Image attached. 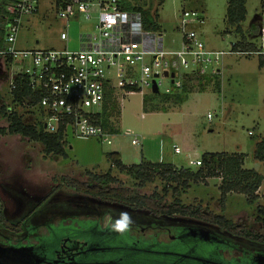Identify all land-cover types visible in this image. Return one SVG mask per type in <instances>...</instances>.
I'll use <instances>...</instances> for the list:
<instances>
[{
  "label": "rangeland",
  "instance_id": "374dc122",
  "mask_svg": "<svg viewBox=\"0 0 264 264\" xmlns=\"http://www.w3.org/2000/svg\"><path fill=\"white\" fill-rule=\"evenodd\" d=\"M132 7H138L156 17L163 47L176 51L181 48L179 17L182 11H195L202 17L201 23L188 25L208 51L227 53L221 60L220 76L199 91L196 83L190 93L184 95L181 103L173 98L167 100L164 90L170 88V81L164 80L158 95H150L148 89L140 92L120 93L118 114L111 117L110 145L97 139H78L68 130L63 147L65 157L44 156L42 146L19 136H0V207L2 215L10 223L19 222L27 212L45 197L52 187L59 185L48 206L40 208L33 215L35 234L45 236L46 226H62L65 230L77 223H93L101 218L103 225L108 214L114 221L121 211L131 213L132 225L142 229L144 240L168 242L165 233H158L162 226L170 230L179 225H195L192 218L172 216L157 224L158 218L144 210L132 211L115 201L103 202L76 193L61 177L83 181L85 171L106 172L111 164L108 153H117L123 165H134L144 160L172 164L177 168L196 169L188 161L199 160L202 154H243V170H253L261 177L258 199L252 204L246 197L231 193L227 196L223 215L236 222L249 223L251 228L264 232V225L255 221L259 209L264 206V162L253 157L256 143L264 139V63L258 66L256 55L240 56L231 53V44L238 40L227 30L225 11L228 0H120ZM46 0H40L39 12L22 18L18 33V49H61L58 39L64 30L68 35L69 50L79 49L82 33H95L96 15L90 20H60L50 11H44ZM246 15L241 28L246 31L259 18L264 25V0H246ZM66 25L68 27H66ZM249 42L260 46L261 40L249 37ZM264 44V40H263ZM149 58H145V64ZM19 69L16 62L9 63L0 57V107L17 112L26 123H32L27 106H17L10 96V74ZM147 98L144 104L143 99ZM35 120L42 125L40 111H34ZM210 116V118H208ZM6 120H0V128ZM130 132L131 136L125 135ZM250 132V134H248ZM132 136L141 138V145H131ZM174 147L179 151L174 153ZM55 180V181H54ZM124 185L127 179L120 177ZM219 179L193 183L181 201L192 203L202 201V206L218 212ZM154 185L141 193L149 195ZM160 218V217H159ZM262 225V226H261ZM63 229V230H64ZM140 232V231H139ZM239 245V242L236 243ZM232 254V253H231Z\"/></svg>",
  "mask_w": 264,
  "mask_h": 264
},
{
  "label": "built area",
  "instance_id": "2783aa9c",
  "mask_svg": "<svg viewBox=\"0 0 264 264\" xmlns=\"http://www.w3.org/2000/svg\"><path fill=\"white\" fill-rule=\"evenodd\" d=\"M39 6L40 0H0L5 44L0 57L19 64V69L10 74V90L15 89L14 77L24 75L30 89L40 94L39 102L29 110L40 111L44 130L49 133L63 128L78 139L94 138L110 145L111 133L102 126V117L109 101L118 102L120 93L133 88L139 92L148 89L154 95L152 82L159 92L162 81L169 80L171 87L164 90L168 95L180 90L189 76L196 75L205 83L206 79L216 81L222 72L221 60L227 53L206 50L199 36L187 29L202 22L195 11L181 12V48L172 51L164 49L160 33L143 28L139 12L124 10L120 0H46L44 11L60 20H90L96 15L95 33H82L78 50L68 49L64 30L58 35L64 45L61 49H18L22 18L37 14ZM258 36L261 44L255 49L232 50L231 44L230 52L264 57L262 22ZM125 135L131 136L130 132ZM131 145H141V138L132 136ZM174 153H179L176 147ZM188 165L199 167L200 160L188 161Z\"/></svg>",
  "mask_w": 264,
  "mask_h": 264
},
{
  "label": "trees",
  "instance_id": "16d2710c",
  "mask_svg": "<svg viewBox=\"0 0 264 264\" xmlns=\"http://www.w3.org/2000/svg\"><path fill=\"white\" fill-rule=\"evenodd\" d=\"M246 0H228L225 11L226 34L233 32L238 40L232 43V50L240 48L242 50H253L255 44L249 42V37H256L258 34L261 20L257 18L248 30L241 28V23L245 19ZM122 8L129 11H137L141 14L143 28L147 31L160 33L156 17L146 10L138 7H132L126 2H121ZM3 33L0 29V50L4 49ZM10 63L9 60H6ZM264 57H258V66L262 67ZM15 89L10 90L11 102L17 106L34 107L40 100V94L33 92L28 79L24 75L14 77ZM212 80L206 79L202 83V78L196 75L189 76L183 82L180 90L166 95V99L181 103L184 95L190 93L192 86L196 83L201 92ZM216 82V81H215ZM217 83V82H216ZM127 92H139L133 88H128ZM152 95V94H150ZM158 95V94H154ZM144 97V104L147 103ZM118 103L110 100L102 117V126L111 131L109 122L112 116L118 114ZM31 113L32 123H26L22 117L15 111L0 107V120H6V126L0 128V136L15 135L21 139L40 144L44 156H53L55 158H64L63 150L66 133L63 128L57 132L49 133L44 130ZM107 160L111 167L106 172L85 171L84 180L79 181L68 177H61V183L74 190L76 193L98 199L103 202L115 201L123 207L132 211L144 210L151 218H168L172 216H181L204 221L228 230L234 225L227 219L223 213L227 196L236 193L246 197V202L252 204L258 199V190L261 185L262 177L253 170H243L242 165L245 159L243 154L226 153H206L200 156V166L196 169L177 168L172 164L157 162L153 163L141 158L138 164L123 165L117 153H108ZM253 157L255 160L264 162V139H260L254 149ZM120 177L127 179V186L121 182ZM207 179H219L218 186L219 198L218 205L220 213H213L202 206V201L194 199L192 203H184L181 197L194 183L206 181ZM55 181V180H54ZM154 185L149 195L141 193L143 189ZM59 190V185L52 187L47 195L40 201L39 205L45 203L51 196ZM33 213V212H32ZM256 221L264 225V206L259 209V215ZM0 224L6 228L16 230L17 226L11 225L5 221L0 207ZM249 236H254L253 233ZM258 238L264 240V235H258Z\"/></svg>",
  "mask_w": 264,
  "mask_h": 264
},
{
  "label": "flooded vegetation",
  "instance_id": "af4514ba",
  "mask_svg": "<svg viewBox=\"0 0 264 264\" xmlns=\"http://www.w3.org/2000/svg\"><path fill=\"white\" fill-rule=\"evenodd\" d=\"M52 197L42 205L39 203L44 197L40 199L15 224L4 218L18 229L0 224V248H31L30 254L39 264H264V240L257 237L264 232L239 219H229L236 229L231 226L228 230L195 219V225H179L171 230L152 227L166 234V243L144 240L141 233L146 227L142 226L131 225L123 233L114 231L109 214L104 225L101 218L91 224L77 223L68 230L47 223V234L39 236L29 221L40 208L48 206ZM162 219L158 218L156 223Z\"/></svg>",
  "mask_w": 264,
  "mask_h": 264
},
{
  "label": "water",
  "instance_id": "95a60500",
  "mask_svg": "<svg viewBox=\"0 0 264 264\" xmlns=\"http://www.w3.org/2000/svg\"><path fill=\"white\" fill-rule=\"evenodd\" d=\"M166 76V74H164ZM156 77V76H155ZM152 93L159 94L157 90V85L152 82ZM45 126H43L44 128ZM31 248L21 247V248H0V264H39V261L30 254Z\"/></svg>",
  "mask_w": 264,
  "mask_h": 264
},
{
  "label": "clouds",
  "instance_id": "9594fccd",
  "mask_svg": "<svg viewBox=\"0 0 264 264\" xmlns=\"http://www.w3.org/2000/svg\"><path fill=\"white\" fill-rule=\"evenodd\" d=\"M133 223L131 213L121 211L117 214L114 223L111 225L112 229L116 232L123 233L130 229Z\"/></svg>",
  "mask_w": 264,
  "mask_h": 264
}]
</instances>
